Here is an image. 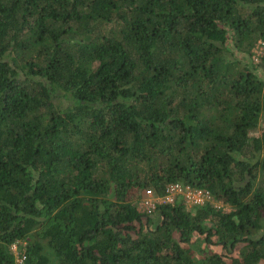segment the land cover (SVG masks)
<instances>
[{"label": "trees", "instance_id": "obj_1", "mask_svg": "<svg viewBox=\"0 0 264 264\" xmlns=\"http://www.w3.org/2000/svg\"><path fill=\"white\" fill-rule=\"evenodd\" d=\"M259 38L264 0H0V264H264ZM176 180L223 205L137 210Z\"/></svg>", "mask_w": 264, "mask_h": 264}, {"label": "built area", "instance_id": "obj_2", "mask_svg": "<svg viewBox=\"0 0 264 264\" xmlns=\"http://www.w3.org/2000/svg\"><path fill=\"white\" fill-rule=\"evenodd\" d=\"M251 58L255 63L264 66V39L259 38L251 49ZM252 131V130H251ZM250 135H258L252 134ZM179 199L187 209H191L194 205L203 204L212 201L215 205H223L220 201H214L208 189L193 186L188 182L176 180L168 183L162 194H157L152 188H144L136 201V208L142 213H151L157 204L170 203ZM228 210L229 206L225 205ZM17 243L12 244L15 252V262L20 264L24 258L23 251L18 250Z\"/></svg>", "mask_w": 264, "mask_h": 264}, {"label": "rangeland", "instance_id": "obj_3", "mask_svg": "<svg viewBox=\"0 0 264 264\" xmlns=\"http://www.w3.org/2000/svg\"><path fill=\"white\" fill-rule=\"evenodd\" d=\"M263 72H264V70H263ZM260 123H264V113L261 115V118H260ZM251 133L252 134H256V133H258L259 134V129H258V127L257 128H254L252 131H251Z\"/></svg>", "mask_w": 264, "mask_h": 264}]
</instances>
